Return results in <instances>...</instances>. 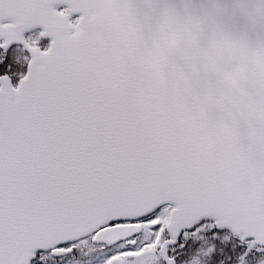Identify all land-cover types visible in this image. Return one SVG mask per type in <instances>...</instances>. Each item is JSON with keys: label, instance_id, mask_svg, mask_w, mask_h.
Wrapping results in <instances>:
<instances>
[{"label": "snow or ice", "instance_id": "6c2138e0", "mask_svg": "<svg viewBox=\"0 0 264 264\" xmlns=\"http://www.w3.org/2000/svg\"><path fill=\"white\" fill-rule=\"evenodd\" d=\"M0 264H264V0H0Z\"/></svg>", "mask_w": 264, "mask_h": 264}]
</instances>
